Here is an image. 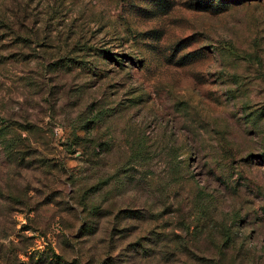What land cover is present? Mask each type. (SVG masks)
Returning <instances> with one entry per match:
<instances>
[{
  "label": "rangeland",
  "instance_id": "374dc122",
  "mask_svg": "<svg viewBox=\"0 0 264 264\" xmlns=\"http://www.w3.org/2000/svg\"><path fill=\"white\" fill-rule=\"evenodd\" d=\"M264 0H0V264H264Z\"/></svg>",
  "mask_w": 264,
  "mask_h": 264
},
{
  "label": "trees",
  "instance_id": "16d2710c",
  "mask_svg": "<svg viewBox=\"0 0 264 264\" xmlns=\"http://www.w3.org/2000/svg\"><path fill=\"white\" fill-rule=\"evenodd\" d=\"M262 156H263V158H264V154H263Z\"/></svg>",
  "mask_w": 264,
  "mask_h": 264
}]
</instances>
